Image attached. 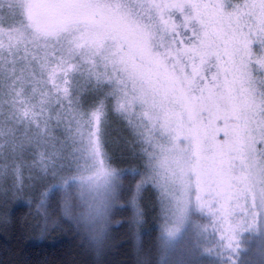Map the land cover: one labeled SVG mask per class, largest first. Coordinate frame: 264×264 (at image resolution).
<instances>
[{"label":"snow or ice","instance_id":"snow-or-ice-1","mask_svg":"<svg viewBox=\"0 0 264 264\" xmlns=\"http://www.w3.org/2000/svg\"><path fill=\"white\" fill-rule=\"evenodd\" d=\"M125 181L160 264H264V0H0V195L100 251Z\"/></svg>","mask_w":264,"mask_h":264},{"label":"trees","instance_id":"trees-1","mask_svg":"<svg viewBox=\"0 0 264 264\" xmlns=\"http://www.w3.org/2000/svg\"><path fill=\"white\" fill-rule=\"evenodd\" d=\"M137 148L135 151L139 153ZM117 164L125 169H143V161L132 156L131 148L124 158L117 159ZM44 190L41 188L39 192ZM39 192L35 195L30 192L29 199L0 200V264H138L149 252L151 264H160L157 240L160 220L151 189L140 200L143 223L137 228L132 224V184L125 181L112 216L109 238L100 251L58 210L45 230V222L37 215L34 203Z\"/></svg>","mask_w":264,"mask_h":264},{"label":"rangeland","instance_id":"rangeland-1","mask_svg":"<svg viewBox=\"0 0 264 264\" xmlns=\"http://www.w3.org/2000/svg\"><path fill=\"white\" fill-rule=\"evenodd\" d=\"M124 136L126 137V138H128V139H130V137L128 136V133H127V131H125L124 133ZM223 137V133H220V136L218 137V138H222ZM143 147H148V145H143ZM131 147H129V149H130ZM137 149H139V151H140V148H139V146H138V148ZM42 191V190H41ZM40 193V192H39ZM29 195H30V192L29 191H27V190H25L24 192H22V193H9L8 195H6V196H4V195H0V200H2V198L3 199H11V200H17V199H20V198H25V199H29L30 197H29ZM34 195H35V193H34ZM29 197V198H28ZM59 213H61V212H59ZM82 231V230H81ZM83 233H84V235H86L85 234V232L84 231H82Z\"/></svg>","mask_w":264,"mask_h":264}]
</instances>
